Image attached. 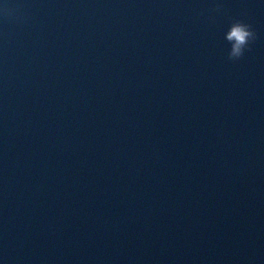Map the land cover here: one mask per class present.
<instances>
[{
    "label": "water",
    "instance_id": "obj_1",
    "mask_svg": "<svg viewBox=\"0 0 264 264\" xmlns=\"http://www.w3.org/2000/svg\"><path fill=\"white\" fill-rule=\"evenodd\" d=\"M0 264H264V0H3Z\"/></svg>",
    "mask_w": 264,
    "mask_h": 264
},
{
    "label": "clouds",
    "instance_id": "obj_2",
    "mask_svg": "<svg viewBox=\"0 0 264 264\" xmlns=\"http://www.w3.org/2000/svg\"><path fill=\"white\" fill-rule=\"evenodd\" d=\"M2 2L3 0H0V3ZM3 8L6 12L9 6L4 4ZM223 38L228 44V58L230 60H238L256 39V32L253 30L250 23L240 19H233L223 32Z\"/></svg>",
    "mask_w": 264,
    "mask_h": 264
}]
</instances>
